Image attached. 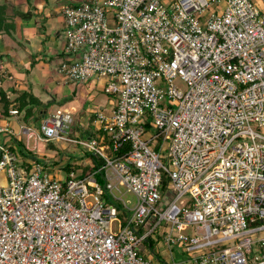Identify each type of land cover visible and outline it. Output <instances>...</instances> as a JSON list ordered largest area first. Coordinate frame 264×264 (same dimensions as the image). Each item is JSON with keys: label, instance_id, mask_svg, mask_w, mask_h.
Masks as SVG:
<instances>
[{"label": "built area", "instance_id": "obj_1", "mask_svg": "<svg viewBox=\"0 0 264 264\" xmlns=\"http://www.w3.org/2000/svg\"><path fill=\"white\" fill-rule=\"evenodd\" d=\"M60 10L58 70L79 83L96 76L112 106L96 111L89 136L69 108L18 130L0 116V135L76 143L92 166L66 163L51 177L29 145L27 160L0 142V264H152L159 226L179 261L250 264L255 253L264 264V0Z\"/></svg>", "mask_w": 264, "mask_h": 264}, {"label": "crops", "instance_id": "obj_2", "mask_svg": "<svg viewBox=\"0 0 264 264\" xmlns=\"http://www.w3.org/2000/svg\"><path fill=\"white\" fill-rule=\"evenodd\" d=\"M7 1L13 3V0ZM77 1L80 0H25V4L17 5L18 11H30L32 18L17 17L14 35L0 34V54L3 55V62L0 64L2 77L0 85L7 89L8 97L16 95L14 88H10L14 86L18 89L17 92L27 89L40 99V104L34 106L33 113L28 117L34 125L40 123L43 115L52 107L50 103L54 102L58 108L64 107L73 111L77 135L89 136L98 130L90 125L91 115L88 113H91L95 119L96 114L92 113V108L88 112V109L84 111L74 106L73 103L77 101L79 91L71 84L72 81L67 80L58 70V63L62 59V52L66 45L64 33L66 21L60 9L63 4ZM30 7L33 9L29 10ZM100 81L101 84L96 85L95 89L104 92L102 80ZM58 84L63 85L65 89ZM88 88L90 90V85ZM92 91L90 93L94 95ZM58 96L61 97L57 98ZM28 107H30L29 102L26 108ZM105 108L101 105L97 109ZM24 113L25 110H22L17 116L12 115L10 120L13 126L20 128L22 125L20 120L25 118ZM16 128L15 130H18ZM174 257L177 258L176 255Z\"/></svg>", "mask_w": 264, "mask_h": 264}, {"label": "rangeland", "instance_id": "obj_3", "mask_svg": "<svg viewBox=\"0 0 264 264\" xmlns=\"http://www.w3.org/2000/svg\"><path fill=\"white\" fill-rule=\"evenodd\" d=\"M64 1H67V0H64ZM23 3L24 4L26 3L25 0H13L12 6L9 5L6 11L7 14H10V12L13 11V9H17V5H22ZM32 9L33 8L31 7L29 8V10H32ZM107 15L111 17L112 13L108 12ZM18 35H20L19 32H18ZM98 80L99 79L96 76L92 77L90 80H88L87 82H83V83L70 80L72 81L71 84H73L74 87H76L75 89L79 91V96L77 97V101L73 103L74 106H76V108L78 107V108L84 109V111H87L88 109V112H89V109L92 108V113L94 112V114H96V111L98 110L97 108L100 107L101 105H103L107 109H109V107L112 106V102L110 100L111 96L108 95L105 91L102 92L99 89L98 90L95 89L96 85L99 86L101 84V81L99 80L100 81L99 82ZM88 85H90V90L88 88ZM58 86L65 89V87L61 84H58ZM183 86L184 88H186V85L183 84ZM90 91H92L94 95H92ZM59 97L61 96H58L57 98ZM50 104H52L50 105L52 106L50 107V110L53 111L58 108V105L57 104L55 105L54 102H51ZM106 108L105 110L107 111ZM88 115H91L90 125L94 127L98 126L99 123L96 122V119L92 116V114L88 113ZM20 122L22 123V125L33 124L30 122V119L28 118L27 119L23 118L20 120ZM40 123H41V120H40ZM13 127L16 128V126H13ZM16 129H19V128L17 127ZM0 142H5L8 146H14L17 149L21 150L25 154L24 156L27 160H30L31 155H32L30 154L29 149L26 148V145H29V148L33 150V155L37 157V159L39 160L41 164L47 167V170L50 172L51 177H54L55 175H57L59 172L58 171L59 166L66 164V163L70 165L69 169H74L77 173H82V171L87 172L88 170L92 169L91 162H90L91 160L90 155L87 154V152L83 148H81L80 145L73 143V142L59 141V140L58 141L51 140L48 142L44 140H37V142H35L33 138L28 141L26 135H23V134L12 135V137L1 134ZM22 145L25 146L24 149L22 148ZM31 164H33V162H31ZM67 176H68L67 174L66 175L63 174L62 178L63 179L67 178ZM3 180H4L3 173H0V181L3 182ZM123 197L124 199H126L128 204L131 206L134 205L137 201L136 196L131 192H127L125 196ZM122 218L123 220H125V217L123 215H122ZM162 228L163 226H159L155 234H153L150 239L153 243L154 249L153 250L150 249L151 254L147 255V258L151 260V263L152 264H194L193 261H190V260H186L182 262L180 259L179 261V258H175L174 255H172V253L168 249L169 245L164 240L165 234L162 232ZM145 244L149 245V242L147 241ZM176 249L177 247L174 248L175 251ZM254 254L255 253L249 254L250 264H257L255 256H253ZM256 255L260 256L259 253H256Z\"/></svg>", "mask_w": 264, "mask_h": 264}, {"label": "trees", "instance_id": "obj_4", "mask_svg": "<svg viewBox=\"0 0 264 264\" xmlns=\"http://www.w3.org/2000/svg\"><path fill=\"white\" fill-rule=\"evenodd\" d=\"M9 5L12 6L7 0L0 1V34H8L10 36L14 35V31L16 29V18L20 17L23 19H30L32 18V15L30 11L24 12V11H18L17 9L13 10L10 14H7V9ZM64 59V50L62 52V59ZM3 62V55L0 54V64ZM59 64V63H58ZM2 80V77L0 75V81ZM14 88L13 91H16V95L13 97H8L7 95V89L0 85V104L3 103V105H0V116H8L11 117L12 114L10 113L11 108H17L19 112L21 113L22 110H25L24 117L27 119L31 116L33 113L34 106H37L40 104V99L38 97H35L31 91H27V89L17 92L18 89L14 86L10 87ZM30 103V107L26 108L27 103ZM19 115V114H18ZM14 148V146H12ZM22 148L24 149L25 146L22 145ZM70 165L67 164L65 169H69Z\"/></svg>", "mask_w": 264, "mask_h": 264}]
</instances>
